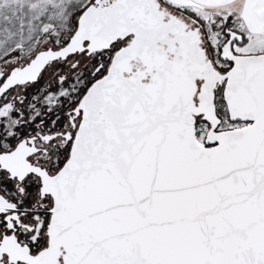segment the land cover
I'll list each match as a JSON object with an SVG mask.
<instances>
[{"label":"snow or ice","instance_id":"1","mask_svg":"<svg viewBox=\"0 0 264 264\" xmlns=\"http://www.w3.org/2000/svg\"><path fill=\"white\" fill-rule=\"evenodd\" d=\"M0 264H264V0H0Z\"/></svg>","mask_w":264,"mask_h":264}]
</instances>
